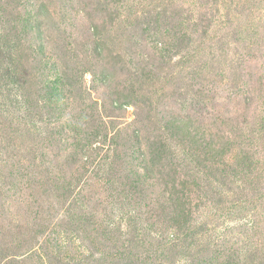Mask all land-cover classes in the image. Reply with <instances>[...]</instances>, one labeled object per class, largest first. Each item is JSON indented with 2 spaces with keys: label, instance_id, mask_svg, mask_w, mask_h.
I'll return each mask as SVG.
<instances>
[{
  "label": "rangeland",
  "instance_id": "374dc122",
  "mask_svg": "<svg viewBox=\"0 0 264 264\" xmlns=\"http://www.w3.org/2000/svg\"><path fill=\"white\" fill-rule=\"evenodd\" d=\"M0 264H264V0H0Z\"/></svg>",
  "mask_w": 264,
  "mask_h": 264
}]
</instances>
